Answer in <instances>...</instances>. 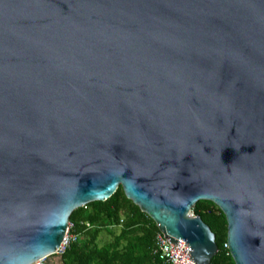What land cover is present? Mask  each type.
Listing matches in <instances>:
<instances>
[{
  "label": "water",
  "instance_id": "95a60500",
  "mask_svg": "<svg viewBox=\"0 0 264 264\" xmlns=\"http://www.w3.org/2000/svg\"><path fill=\"white\" fill-rule=\"evenodd\" d=\"M120 187L208 264H264V0H0V264L53 255Z\"/></svg>",
  "mask_w": 264,
  "mask_h": 264
},
{
  "label": "trees",
  "instance_id": "16d2710c",
  "mask_svg": "<svg viewBox=\"0 0 264 264\" xmlns=\"http://www.w3.org/2000/svg\"><path fill=\"white\" fill-rule=\"evenodd\" d=\"M190 212L214 235L217 251L208 264H234L225 247L226 220L222 212L209 201L196 202ZM68 222L79 237L62 254L51 255L58 264H167L153 253V237L158 231L155 224L125 198L120 187L104 201L73 210ZM101 232L110 239L98 245Z\"/></svg>",
  "mask_w": 264,
  "mask_h": 264
},
{
  "label": "built area",
  "instance_id": "2783aa9c",
  "mask_svg": "<svg viewBox=\"0 0 264 264\" xmlns=\"http://www.w3.org/2000/svg\"><path fill=\"white\" fill-rule=\"evenodd\" d=\"M189 215L193 216L191 212H189ZM85 226L88 227V224L86 223ZM73 228V224L68 222L63 239L54 254H62L70 243H73L78 239L79 234L72 232ZM176 242V245L167 242L163 234L160 231H157L153 237V253L167 264H192L188 256L189 247L183 246L185 243L178 239ZM45 261L46 258L43 257L32 264H45Z\"/></svg>",
  "mask_w": 264,
  "mask_h": 264
},
{
  "label": "rangeland",
  "instance_id": "374dc122",
  "mask_svg": "<svg viewBox=\"0 0 264 264\" xmlns=\"http://www.w3.org/2000/svg\"><path fill=\"white\" fill-rule=\"evenodd\" d=\"M109 239H110L109 236H107L106 234H104L103 232H101V233L99 234V237H98L96 243H97L98 245H101L103 242L108 241ZM54 256H57V254H54ZM55 260H56L55 257L49 256V257L46 258V261H45V262H48V263H49V262H55Z\"/></svg>",
  "mask_w": 264,
  "mask_h": 264
},
{
  "label": "crops",
  "instance_id": "0c3cea01",
  "mask_svg": "<svg viewBox=\"0 0 264 264\" xmlns=\"http://www.w3.org/2000/svg\"><path fill=\"white\" fill-rule=\"evenodd\" d=\"M54 264H58L57 262H54Z\"/></svg>",
  "mask_w": 264,
  "mask_h": 264
},
{
  "label": "bare ground",
  "instance_id": "6f19581e",
  "mask_svg": "<svg viewBox=\"0 0 264 264\" xmlns=\"http://www.w3.org/2000/svg\"><path fill=\"white\" fill-rule=\"evenodd\" d=\"M58 248V247H57ZM41 259V258H40ZM37 261V260H36ZM35 262V261H34Z\"/></svg>",
  "mask_w": 264,
  "mask_h": 264
}]
</instances>
